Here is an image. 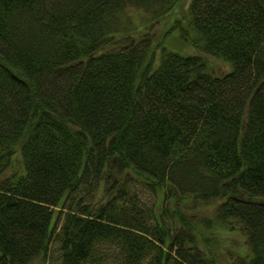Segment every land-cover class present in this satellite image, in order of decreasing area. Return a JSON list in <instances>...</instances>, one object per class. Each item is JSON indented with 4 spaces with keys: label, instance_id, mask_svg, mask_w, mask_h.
Here are the masks:
<instances>
[{
    "label": "trees",
    "instance_id": "16d2710c",
    "mask_svg": "<svg viewBox=\"0 0 264 264\" xmlns=\"http://www.w3.org/2000/svg\"><path fill=\"white\" fill-rule=\"evenodd\" d=\"M181 3L0 0V264H264V0Z\"/></svg>",
    "mask_w": 264,
    "mask_h": 264
},
{
    "label": "rangeland",
    "instance_id": "374dc122",
    "mask_svg": "<svg viewBox=\"0 0 264 264\" xmlns=\"http://www.w3.org/2000/svg\"><path fill=\"white\" fill-rule=\"evenodd\" d=\"M190 0H182V3L180 6H183L185 9L188 5ZM182 9V10H183ZM132 11V10H131ZM180 11L176 10L174 13L170 14L165 21H163L161 24L159 23L158 25H154V28H152V32H156V36L155 39L153 41V44L150 48V52H149V58L153 59V62L158 63L159 61V57H160V52H161V47H162V39L161 35L162 33L166 30L167 27H169V25L172 24V21H174V17L180 16ZM143 13L140 11H135L133 12V17H134V24H138L139 22L143 21ZM143 31L140 30L139 33H141ZM145 33H142V35H144ZM149 35L151 36L152 33L150 32ZM166 42H168V38L165 39ZM169 46L175 50L178 51H184L187 54H203L200 53L198 50H196L194 47L185 44L181 41H175V40H170L169 41ZM204 57L207 60V64L209 66V69L217 74H223L226 73L228 71H230L231 69V65L219 58H215L213 56L210 55H206L203 54ZM148 58V60H149ZM135 191H138V195L140 196L141 199H143L144 202H148V203H152L154 201V196L151 192H149L146 188H144V186L142 185H136L135 187ZM134 191V190H133ZM139 198V199H140ZM187 201L189 202L190 205V209L188 208V213H192L194 214L193 216L197 215H202L208 214V211H205L203 209H207L209 210L212 205L213 202H210V204L205 205L206 203H204L202 201L201 198H199L198 196H191L187 199ZM163 204L162 199L159 198V206L161 207V205ZM188 205V207H189ZM168 207L172 208V204L168 203ZM173 209H171L172 211ZM156 212L160 213V210L157 209L156 207ZM222 235V234H221ZM236 237V236H235ZM222 244L227 246V247H231L234 248L235 244L233 243V241H231L230 239H226L225 236L222 240ZM239 243H236V248L239 247ZM59 246L60 243L54 239L50 245L49 248L47 250V252L45 253V255L40 256V258H37L34 260L35 264H58L59 263Z\"/></svg>",
    "mask_w": 264,
    "mask_h": 264
}]
</instances>
